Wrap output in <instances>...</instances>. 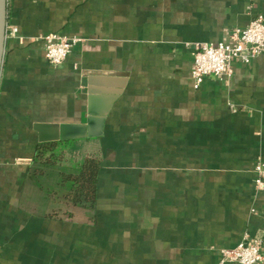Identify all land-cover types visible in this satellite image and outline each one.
<instances>
[{
  "label": "crops",
  "instance_id": "1",
  "mask_svg": "<svg viewBox=\"0 0 264 264\" xmlns=\"http://www.w3.org/2000/svg\"><path fill=\"white\" fill-rule=\"evenodd\" d=\"M257 15L264 0H6L0 264H219L256 237L264 255V57L191 79L197 45ZM48 34L77 39L58 67ZM88 121L101 125L62 140V166L100 155L94 209L52 217L56 180L34 176L35 149Z\"/></svg>",
  "mask_w": 264,
  "mask_h": 264
},
{
  "label": "built area",
  "instance_id": "2",
  "mask_svg": "<svg viewBox=\"0 0 264 264\" xmlns=\"http://www.w3.org/2000/svg\"><path fill=\"white\" fill-rule=\"evenodd\" d=\"M13 32L14 30L11 31V35ZM37 40L42 42L46 60L52 67L60 66L77 42L75 38H67L60 34H48ZM261 56L264 57V18L257 15L246 27L233 29L228 42L197 45L191 69L193 89H198L208 76L229 77L232 60L248 64ZM254 172L256 174L254 187L257 191L264 192V163L257 162L254 165ZM262 246L263 241L259 237L250 241L243 239L235 248L220 251L219 264H262L264 261Z\"/></svg>",
  "mask_w": 264,
  "mask_h": 264
},
{
  "label": "trees",
  "instance_id": "3",
  "mask_svg": "<svg viewBox=\"0 0 264 264\" xmlns=\"http://www.w3.org/2000/svg\"><path fill=\"white\" fill-rule=\"evenodd\" d=\"M64 146L65 142L62 141L38 144L33 158V174L40 178H55V187L47 188L50 198L57 206L50 215L70 219L71 209L75 207L94 209L101 159L97 153H88L80 158L76 169L63 168Z\"/></svg>",
  "mask_w": 264,
  "mask_h": 264
},
{
  "label": "water",
  "instance_id": "4",
  "mask_svg": "<svg viewBox=\"0 0 264 264\" xmlns=\"http://www.w3.org/2000/svg\"><path fill=\"white\" fill-rule=\"evenodd\" d=\"M5 35H6V0H0V68L3 57V49L5 43ZM101 125L100 122L88 121L86 126H75V127H61L60 134L57 138L51 140L53 141H62L67 139H75V138H84L89 137L88 130L93 126ZM88 129V130H87ZM42 141V142H51Z\"/></svg>",
  "mask_w": 264,
  "mask_h": 264
}]
</instances>
